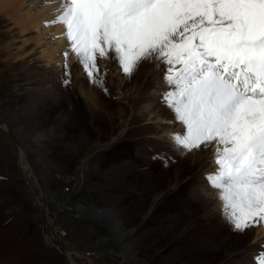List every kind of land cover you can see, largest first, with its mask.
<instances>
[{"label": "rangeland", "instance_id": "374dc122", "mask_svg": "<svg viewBox=\"0 0 264 264\" xmlns=\"http://www.w3.org/2000/svg\"><path fill=\"white\" fill-rule=\"evenodd\" d=\"M43 1L35 6L25 3L21 9L38 15L48 4ZM8 17L0 14V119L23 145L43 186L49 177L57 179L60 196L66 200L62 206L46 200V227L73 263L257 264L255 257L264 251V220L254 219L255 226L240 233L223 218L218 194L206 179L216 170L215 145L186 154L173 148L172 134L182 133L183 126L161 102L168 90L162 63L145 60L128 76L109 56L98 61L99 79L94 84L70 54L71 84L66 86L62 81L67 39L65 47L54 52L56 72L36 47L37 32L29 31L25 36L30 38L29 45L21 46L18 39L22 38L11 29ZM53 26L44 31L50 47L58 46L59 40ZM35 131L43 132L44 137L34 140ZM67 147L82 158L75 166L65 162ZM149 147L154 150L151 154L145 151ZM111 151L131 155L132 165L142 168L147 180L148 202L133 222L134 229L124 230L118 240L123 244L132 241L127 247L122 244L126 250L105 237L93 239L88 231L79 239L81 213L70 205L69 194L89 165L86 159L92 164ZM155 151L160 153L154 155ZM19 152L0 126V264H65L57 249L45 241L40 191L33 176L21 168ZM56 153L61 157L60 168L50 174L49 166L41 163L56 159ZM158 155L175 162L169 160L166 165L163 159L153 158ZM69 175L74 178H67ZM83 203L89 207L90 203ZM59 219L77 239L72 240L64 227L57 231L50 224ZM109 247L120 251L122 258L97 253ZM84 250L94 254L84 256Z\"/></svg>", "mask_w": 264, "mask_h": 264}, {"label": "snow or ice", "instance_id": "6c2138e0", "mask_svg": "<svg viewBox=\"0 0 264 264\" xmlns=\"http://www.w3.org/2000/svg\"><path fill=\"white\" fill-rule=\"evenodd\" d=\"M69 55L91 83L100 59L130 76L145 60L165 66L161 102L183 126L174 150L214 144L216 170L206 179L234 232L264 220V0H59ZM165 164L172 157L156 156ZM264 264V251L255 257Z\"/></svg>", "mask_w": 264, "mask_h": 264}, {"label": "crops", "instance_id": "0c3cea01", "mask_svg": "<svg viewBox=\"0 0 264 264\" xmlns=\"http://www.w3.org/2000/svg\"><path fill=\"white\" fill-rule=\"evenodd\" d=\"M33 135H35L34 140H39L44 137V133L40 131H35ZM33 149V151H35L37 145ZM66 150L69 156L67 158L64 157L65 162L68 160L69 163L75 166L82 158L79 159L78 156L75 155V150H72L71 147H67ZM126 154L127 152L124 153V151L121 153H118V151H111L108 156L97 158L92 164V160L86 159L87 161L89 160V165L84 172L83 182L80 186H78L79 184H77V182L72 189H79L81 195H79V193L76 197L77 199L70 202L71 208H78L77 210L81 213V217L79 218L81 223L76 233L79 239L85 238V233L88 231V233L90 232L92 234L93 239L102 236L105 237L107 241L119 243L118 240L122 239L121 233H123L124 230H133L136 226L132 224L136 218L139 217V212L148 202L147 180L144 177L142 168L132 165L129 158H126L128 163L124 164V166L120 163L121 156ZM39 156V153L35 154L37 160H39ZM60 163L61 157L56 153V159L53 161L48 160L41 164H44L43 166L46 168L49 166L51 170L49 172L52 174V172L60 168ZM75 175L76 173H74L73 176L75 177ZM73 176L69 175L67 178L73 179ZM56 180L49 177L47 180L48 182L46 181L44 186L49 195V199L47 200L52 202V204L60 205L64 203L65 200H61V192L57 188ZM82 201L90 203L89 205L92 207L85 208ZM144 212L146 211H143V213ZM50 224L53 225L57 231L60 226L62 228L64 227V230L72 240L77 239L74 237L72 231L61 222L60 219L56 223L53 220ZM131 242L132 241L128 240L126 244H119L126 246L129 243V245H131ZM123 245L122 249L126 250L127 248H124Z\"/></svg>", "mask_w": 264, "mask_h": 264}, {"label": "bare ground", "instance_id": "6f19581e", "mask_svg": "<svg viewBox=\"0 0 264 264\" xmlns=\"http://www.w3.org/2000/svg\"><path fill=\"white\" fill-rule=\"evenodd\" d=\"M40 1L41 0H0V14L6 13L7 16H10V17H8V19L13 23L11 29L14 31V33H16L19 37L22 38L21 40L20 39H18V40L21 42V46H23L25 48L27 47L26 45L27 44L29 45V43H30V38L25 37L26 34L29 31L30 32H32V31L37 32V37H36V39H34L37 42L36 47H39V49H40L39 51H40L41 55L44 57L45 61L47 62V66L54 68L57 72V66L55 65V62L57 61L58 57L56 56V54H54V52L57 49H62L67 44L65 42L66 38L62 35V33L64 32V28L60 24H55V26H53V29L56 30V35L59 36L58 46L50 47L49 43L46 39L47 37L44 36V34L46 33V31H50L49 26L47 27L45 25V22L51 21V19L55 18L59 14V0H44L43 2L48 3V4L46 6H44V8L40 12V14L34 15V16H33L34 12L31 13V11L29 9H27L26 11H22V9H21V7L25 3L35 6ZM41 25H45V26L43 28H40ZM44 31H45V33H44ZM8 33H9V31H8ZM8 33H7V35H8ZM22 35L24 37H22ZM9 47H11V46H9ZM72 57H73V55H72ZM75 61H76V59H75ZM2 125H3V127H5L6 130H7V127H8V129H10V127L7 125V123H4V120L0 119V126H2ZM18 141H19V139H18ZM19 151H20L19 152L20 166L22 169L26 168L28 170L27 173L30 176V172H29L30 170L28 167V164H30V163L28 161V156H27V160L24 159V155L21 152L20 148H19ZM215 151H216V146H214V148H213V153H215ZM40 195H41V193H40ZM39 202L41 203V201H39ZM45 205H46V201H45ZM45 212H46L45 209H43V212H42L43 225L42 226H43V230L45 232L44 233L45 241L48 244H50V246H51V244H52L51 239L48 236V233L45 229L46 222H47V221H45L46 220ZM252 219H256L258 221L259 218L254 217ZM48 231L50 233L49 235L54 237L52 235V232L49 229H48ZM65 254H66V257L68 258V262L70 264H75L71 261V258L68 255V253L65 252Z\"/></svg>", "mask_w": 264, "mask_h": 264}, {"label": "water", "instance_id": "95a60500", "mask_svg": "<svg viewBox=\"0 0 264 264\" xmlns=\"http://www.w3.org/2000/svg\"><path fill=\"white\" fill-rule=\"evenodd\" d=\"M7 132H8V134L11 136V138L13 139V141H14L15 145L17 146V148H18V149L20 148V150L23 152L24 157H25V159L27 160V155H26L25 152H24V147L22 146V144L18 141V139H17V137L14 135V133H13L10 129H8V127H7ZM28 167H29V170H30L29 172H30V174L33 176L34 181L36 182V184H37V186H38V189H39V191H40V193H41L40 201H41V207H42V212H43V208L45 207V201L47 200V199H46V192H45V189H44V187H43V185H42V183H41L39 177L35 175L32 166H31L30 164H28ZM79 193H80V192H79V189H76V190L72 191V192L69 194V198H71V199H75ZM42 212H41V215H42ZM41 217H42V216H41ZM39 222H40V221H39ZM39 226H40V228H41V224H40V223H39ZM45 229H46V231H47V233H48V236H49L50 239H51V242H52L51 246H53L52 248L57 249L58 253L62 256V258H63L65 264H70V263L68 262V258L66 257V254H65V251L63 250V248H61L60 244H59L57 241H54V239H55L54 237H52V236L49 235L50 233H49L47 227H45ZM55 240H56V239H55Z\"/></svg>", "mask_w": 264, "mask_h": 264}, {"label": "built area", "instance_id": "2783aa9c", "mask_svg": "<svg viewBox=\"0 0 264 264\" xmlns=\"http://www.w3.org/2000/svg\"><path fill=\"white\" fill-rule=\"evenodd\" d=\"M77 184H81V178H79V181H78ZM61 200H66V198H61ZM72 201H75V200L72 199ZM62 204H60L58 206H62ZM76 205H79V204H76ZM87 206L92 207L91 205H87ZM97 253L100 254V255H103V256L107 255V256H113V257L119 255V258H122V255L120 254V251L113 250L111 247H109V248H107L105 250H101V251L98 250ZM83 254H84V256H89V255L94 254V252L92 250H84Z\"/></svg>", "mask_w": 264, "mask_h": 264}, {"label": "flooded vegetation", "instance_id": "af4514ba", "mask_svg": "<svg viewBox=\"0 0 264 264\" xmlns=\"http://www.w3.org/2000/svg\"><path fill=\"white\" fill-rule=\"evenodd\" d=\"M82 182H83V179L81 178V184H82Z\"/></svg>", "mask_w": 264, "mask_h": 264}]
</instances>
